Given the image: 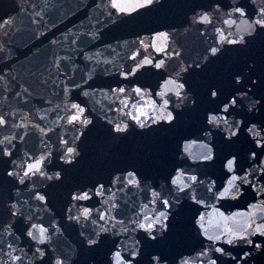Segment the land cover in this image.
<instances>
[{"label":"water","instance_id":"95a60500","mask_svg":"<svg viewBox=\"0 0 264 264\" xmlns=\"http://www.w3.org/2000/svg\"><path fill=\"white\" fill-rule=\"evenodd\" d=\"M113 2L0 0V264H264V0Z\"/></svg>","mask_w":264,"mask_h":264},{"label":"snow or ice","instance_id":"6c2138e0","mask_svg":"<svg viewBox=\"0 0 264 264\" xmlns=\"http://www.w3.org/2000/svg\"><path fill=\"white\" fill-rule=\"evenodd\" d=\"M155 3H156V0H137V3H135V4L132 5V6H123V5H121V4L119 3V0H114V2L111 4V7H112V8H117V9H119L121 12H129L130 7L133 8V9L151 8V7L154 6ZM235 11L238 12V13H240L241 15H244V14H245V13L242 11L241 8H236ZM200 21H201L202 23H210L209 18H208V16H207L206 14H205V15H202V16L200 17ZM252 27H253V28H259V29H261V30H264V14L261 15L260 19H257V20L254 22V25H253ZM253 34H254V32H249V35H253ZM159 37L166 38V37H167V33H160V34H159ZM159 37H158V38H159ZM220 39H221V41L226 42V43L231 44V45H238V44H245V43H247V41H246V39H245L244 37H239L237 40H229V39H227L226 37L221 36ZM209 52H210V56H211V57H215V56L219 55L220 49H219V47H211V48L209 49ZM145 63H146V64H150L151 61H147V60H146ZM161 66H162L161 64H156V65H155L156 68H160ZM234 79L236 80L237 83L240 82V77H239V76L234 77ZM252 83L255 84V81H252ZM261 83L264 84V80H262ZM178 87H179V88H182L183 85H179ZM121 91H123V89H121ZM137 91H139V89H138ZM209 95H210L211 97H216V96H217V91H215V90H210ZM176 96H177L180 100L185 99V97H182V96H181L179 90L176 91ZM231 103H232V105L234 106L235 103H236V100L233 99V100L231 101ZM255 103H258V102H254L253 107H255ZM73 107H75V108H79V105H73ZM225 111H227V108H225ZM76 119H77V117H75V116L72 117V120H73V121H75ZM158 119L166 120V121H168L169 123H172V122L175 121V117L172 116L171 114H168V115L163 116V117H158ZM210 120H211L212 122H215V121H216V117L213 116V117L210 118ZM85 123H89V122H88V121H85ZM6 125H7V121H6V119H5L4 117L0 116V126H6ZM141 127H143V125H141ZM115 131H116L117 133H123V132H126V131H127V128H126V127H123V128H122V127L117 126L116 129H115ZM261 146L264 147V145H261ZM73 152H74L73 149H71V148L68 149V154L71 155V154H73ZM4 155L7 156V155H10V153H8V151L5 150V151H4ZM252 155L255 156V155H256L255 152H253ZM67 162H68V163H71L72 161H71V160H68ZM232 164H233V161L230 160L229 163H228L229 168L232 167ZM30 172H41V170H40V168H39V165H38V164L30 165L28 171H26V172L24 173V175L27 177V176L29 175ZM41 174H43V173L41 172ZM8 175L11 176L12 173L9 172ZM57 178H59L58 174H57ZM49 179H51V177H49ZM21 182H23V181H21ZM37 198H38L39 200H41V201H44V200H45V197H44L43 195H40V196H38ZM73 199H77V200H79V199H88V195H87V193H83V194L80 195V196H74ZM165 203H167V201H165ZM88 214H89V213H88V210L85 209V211H84V213H83L84 217L87 218ZM161 215L163 216V213H161ZM70 218H71V217H70ZM101 218H103V217H101ZM75 219L79 220V217H75ZM155 223H159V220H157ZM138 226H139L140 228H144V227H145V225H144L143 223L139 224ZM146 230L149 231V235H151V232H152V231H155L154 224H153V223H148V224H147V229H146ZM45 231H46V230H44V229H40V238H41V241H43V239H44V232H45ZM262 234H264V233H262ZM28 235H29V236H33V233H32L31 231H29V232H28ZM33 238L35 239V237H33ZM151 238H152V239H155V236H152ZM99 242H100V241H99L97 238H90V239L87 240V243H88L89 247H94V246L97 245ZM56 264H64V261L58 259V260L56 261Z\"/></svg>","mask_w":264,"mask_h":264}]
</instances>
